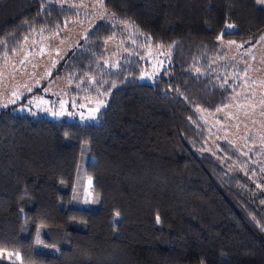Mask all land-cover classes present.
<instances>
[{"label":"trees","instance_id":"1","mask_svg":"<svg viewBox=\"0 0 264 264\" xmlns=\"http://www.w3.org/2000/svg\"><path fill=\"white\" fill-rule=\"evenodd\" d=\"M99 2L152 45L170 48V63L150 83L134 62L107 72L97 124L0 111V264H264V210L240 176L204 153L197 110L226 106L232 92L192 72L208 65L220 39L259 41L264 5ZM75 17L48 0H0V64L32 34L56 32ZM114 34L97 24L66 73L96 74ZM81 165L96 211L68 207Z\"/></svg>","mask_w":264,"mask_h":264},{"label":"rangeland","instance_id":"2","mask_svg":"<svg viewBox=\"0 0 264 264\" xmlns=\"http://www.w3.org/2000/svg\"><path fill=\"white\" fill-rule=\"evenodd\" d=\"M256 1L264 5V0ZM48 2L71 9L76 17L56 32L32 34L12 57L2 60L0 111L97 124L108 101L102 91L107 72L134 62L140 66V81L150 83L168 67L170 48L152 45L131 24L107 13L99 0ZM99 23L113 27L115 34L104 43V58L95 67L96 74L66 73L73 53ZM223 30L231 32L235 27L225 24ZM192 72L209 75L232 92L226 106L214 112L197 110L205 135L204 153L214 156L231 175L240 176L251 200L264 210V35L253 44L218 40L217 54L206 67L199 64ZM99 206L81 165L68 207L96 211ZM43 231L40 227L39 234Z\"/></svg>","mask_w":264,"mask_h":264},{"label":"snow or ice","instance_id":"3","mask_svg":"<svg viewBox=\"0 0 264 264\" xmlns=\"http://www.w3.org/2000/svg\"><path fill=\"white\" fill-rule=\"evenodd\" d=\"M229 27H231V25H229Z\"/></svg>","mask_w":264,"mask_h":264}]
</instances>
